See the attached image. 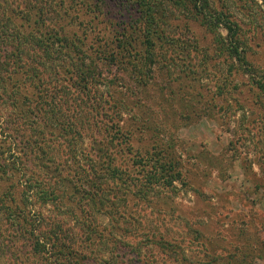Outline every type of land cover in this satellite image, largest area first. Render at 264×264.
I'll list each match as a JSON object with an SVG mask.
<instances>
[{
  "label": "trees",
  "instance_id": "16d2710c",
  "mask_svg": "<svg viewBox=\"0 0 264 264\" xmlns=\"http://www.w3.org/2000/svg\"><path fill=\"white\" fill-rule=\"evenodd\" d=\"M101 1H91L94 12ZM118 1L128 9L122 25L109 18L117 36L86 47L76 30V38L69 34L84 14L69 1L0 0V264H124L116 254L131 245L124 238L138 234L168 257L167 263L144 258L140 264H240L214 253L215 243L199 233L188 237L185 231L184 239L166 236L165 229L143 230L135 212L115 210L125 195L153 208L158 191L184 182L167 145L140 151L134 142L143 131L176 141L177 117L185 110L172 116L160 107L157 114L140 111V93L127 107V99H113L99 86L131 90L128 85H148L162 68L179 67L171 57L184 49L173 41L168 21L178 14L203 27L215 54L230 63L229 75L237 81L247 75L264 110V73L258 75L247 58L246 25L235 14L250 9V0ZM98 16L86 21H107ZM168 96L178 98L173 91ZM126 109L134 113L130 123ZM81 203L105 215L107 226L93 223ZM67 219L72 224L66 229ZM191 248L200 250L199 259L190 258Z\"/></svg>",
  "mask_w": 264,
  "mask_h": 264
},
{
  "label": "rangeland",
  "instance_id": "374dc122",
  "mask_svg": "<svg viewBox=\"0 0 264 264\" xmlns=\"http://www.w3.org/2000/svg\"><path fill=\"white\" fill-rule=\"evenodd\" d=\"M67 1L84 13L81 19L79 16L78 25L68 29L70 36L78 35L86 47L110 43L111 38L117 36H113L115 26L111 17L122 25L125 20L123 9H128L118 0H102L97 8L100 12L93 11L91 1L94 0ZM249 2L250 9H238L235 14L246 25L247 58L260 75L264 73V18H261L264 9L259 8V0ZM246 11L250 12L248 17ZM94 13L98 17L105 16L107 21H86ZM168 21L173 41L184 49L179 56L171 57L179 67L175 68L173 64L170 71L162 68L155 72L148 85L139 88H132L131 84L128 85L131 90L114 84L99 88L113 99H127V107L132 106L133 95L140 93V105H137L140 111L151 110L157 114L160 107L167 109L168 116H172L171 111L185 110L177 117L180 120L179 128L175 130L176 141L168 140L166 134L149 137L143 131L134 142L140 145V151L149 145H158L157 142L167 145V153L181 165L184 182L175 181V188L158 191L153 198V208L144 203V199L125 195V200L117 201L115 210L118 213L135 212V218L144 225L139 224L143 230L144 227L165 229L170 233L166 236L184 239L185 231H189L188 237L199 233V237L210 244L215 243L211 248L214 253L231 262L264 264V110L259 104L258 91L251 86L247 75L237 81L228 74L230 63L224 60V56L215 54L209 36L197 22L178 14ZM139 48L141 54V46H137L136 51ZM203 49L207 56L202 55ZM187 65L194 70L189 71L185 68ZM121 70L116 69L117 74ZM217 85L221 86L222 94L218 93ZM172 91L178 94L174 101L168 96ZM131 115H134L132 110L126 109L123 114L125 122L130 123ZM82 207L93 223L107 226L105 215L88 210L83 203ZM74 210L80 216L79 210ZM66 222L64 227L67 229L68 223L72 222L71 219ZM135 233L140 232L136 230ZM124 239L131 245L116 254L122 263L140 264L144 258L163 259L167 263L168 257L147 245L145 237L138 234ZM133 250L137 251V256ZM199 251L191 248L190 258L199 259Z\"/></svg>",
  "mask_w": 264,
  "mask_h": 264
}]
</instances>
